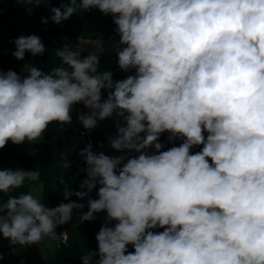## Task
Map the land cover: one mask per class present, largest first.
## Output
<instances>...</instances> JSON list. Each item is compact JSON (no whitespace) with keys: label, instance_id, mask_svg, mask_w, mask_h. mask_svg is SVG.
Returning <instances> with one entry per match:
<instances>
[{"label":"clouds","instance_id":"obj_1","mask_svg":"<svg viewBox=\"0 0 264 264\" xmlns=\"http://www.w3.org/2000/svg\"><path fill=\"white\" fill-rule=\"evenodd\" d=\"M91 9L112 17L117 67L134 74L114 80L99 70L102 41L86 56L87 42L64 44L56 52L64 66L50 73L0 69V149L71 123L76 104L88 109L77 117L87 130L114 117L109 146L121 155L87 143L79 151L87 178L62 193L88 197L82 223L106 213L98 250L82 264H264V0H67L42 23ZM12 43L19 61L46 51L35 34ZM164 133L182 142L163 150ZM39 176L0 167V194ZM74 209L85 204L0 195V237L19 247L56 240Z\"/></svg>","mask_w":264,"mask_h":264},{"label":"crops","instance_id":"obj_2","mask_svg":"<svg viewBox=\"0 0 264 264\" xmlns=\"http://www.w3.org/2000/svg\"><path fill=\"white\" fill-rule=\"evenodd\" d=\"M51 1L42 0L41 5L32 6L21 3L19 0H0V69L5 72L13 70L21 77L28 75V69L33 67L34 57L31 53H26L23 61L17 60L12 55V52L15 51V44L12 41L21 35H31L29 28L35 24V10L38 7L49 6ZM60 1L61 3H67V0ZM30 8L31 10H29ZM69 19L77 22L78 34L76 37L69 39L67 44L75 45L78 41L87 42L81 44L84 49L82 56H86L89 52L96 50L92 42L102 41L104 50L100 53L99 70L112 71L114 80H121L128 74H134V70L126 74L122 73L117 67L114 49L119 37L114 31L116 26L110 15H104L98 9H91L90 11L77 12ZM62 66L64 65L61 62ZM102 91L103 98L107 95V91ZM87 112L88 109L83 104L74 105L72 122L60 125V129L52 141L45 143L43 137L42 140L35 143L24 142L18 145L19 152L31 155L37 151L45 150L51 156L81 158L79 151L91 142L94 152L99 153L102 151L109 156L121 155L109 146V137L116 135L114 117L98 121L97 126L89 134L83 135L80 133L85 128H83L77 117L79 114ZM168 136L169 134L164 133L160 137V142L164 146L163 150H167L174 145L179 146L182 142L179 139L170 142ZM194 150H200V148H193L192 151ZM130 155H134V153ZM28 194L36 196L43 203L42 184H33ZM57 247L58 231L56 240L45 238L40 245L33 244L27 247L10 246L7 239L0 237V255L3 256L0 264H43L44 257H50L53 262ZM6 253H10V257H6Z\"/></svg>","mask_w":264,"mask_h":264},{"label":"trees","instance_id":"obj_3","mask_svg":"<svg viewBox=\"0 0 264 264\" xmlns=\"http://www.w3.org/2000/svg\"><path fill=\"white\" fill-rule=\"evenodd\" d=\"M61 5L60 0H52L49 6L38 7L34 12L35 24L29 28L31 35H38L45 45V53L42 56L34 57L33 60V67H37L45 73H50L52 69L61 67V59L56 55L57 50L78 34V25L74 20L68 19L59 25L52 23L50 19L47 25L42 23V18L48 19L51 16L52 7H60ZM106 98L107 95L103 97V99ZM59 129L60 125L50 124L44 134L45 143L52 141ZM196 151L199 150L193 152ZM66 160L69 161L71 167L65 168L63 166V162ZM0 167L13 169L22 167L40 173L38 180L25 181L21 188L15 189L9 194H0L3 195L4 200H7L8 195L28 194L33 184L40 183L43 185V204L47 207H55L61 202L67 203L69 200L85 204L84 210L74 209L71 220L57 229L59 235L66 232L67 239L62 241L58 238V247L52 264H82L81 257L83 255L87 254L90 249L98 250L95 236L105 223L106 213H97L94 221L82 223L81 215L83 211H87L88 197L80 200L73 195L69 200H65L62 194L65 187L80 190V183L87 178L86 171H84L86 163L82 158L51 156L45 150L27 155L20 153L18 145L9 141L6 147L0 149ZM61 179L64 180V184L60 183ZM97 191L98 189H94L90 193V198H97ZM160 230L162 231V229ZM129 251H133L131 246H129Z\"/></svg>","mask_w":264,"mask_h":264},{"label":"built area","instance_id":"obj_4","mask_svg":"<svg viewBox=\"0 0 264 264\" xmlns=\"http://www.w3.org/2000/svg\"><path fill=\"white\" fill-rule=\"evenodd\" d=\"M93 130H87V129H84L82 130L80 133L81 134H89L91 133ZM58 238L62 241L66 240L67 239V233L66 232H63L61 235L58 234ZM6 257H10V253H6Z\"/></svg>","mask_w":264,"mask_h":264},{"label":"rangeland","instance_id":"obj_5","mask_svg":"<svg viewBox=\"0 0 264 264\" xmlns=\"http://www.w3.org/2000/svg\"><path fill=\"white\" fill-rule=\"evenodd\" d=\"M42 261H43V264H52V259H50V257L49 258L44 257Z\"/></svg>","mask_w":264,"mask_h":264}]
</instances>
